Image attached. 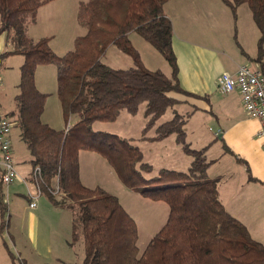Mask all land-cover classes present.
Returning a JSON list of instances; mask_svg holds the SVG:
<instances>
[{"label":"trees","instance_id":"1","mask_svg":"<svg viewBox=\"0 0 264 264\" xmlns=\"http://www.w3.org/2000/svg\"><path fill=\"white\" fill-rule=\"evenodd\" d=\"M53 0H0V35L5 33L14 51L25 57L17 96L21 139L33 168L42 172L41 188L50 202L71 210L83 244L78 264H264V244L255 240L247 226L228 213L220 199L218 181L208 177L212 161L206 149L187 142L186 117L174 107L172 93L188 94L180 85L173 50V24L164 6L170 0H88L80 2L77 21L86 34L76 38L74 48L56 54L50 39L34 41L27 26L35 23L38 10ZM233 13L247 4L264 43V0H221ZM137 33L155 47L171 68V74L143 66L130 34ZM115 45L132 57L135 66L114 69L101 58ZM40 65H53L58 76V97L69 128L57 130L42 121L47 94L36 86ZM145 107L143 131L155 127L154 141L175 136L191 158L187 171L154 167L144 161L141 149L129 139L95 132L96 122H114L123 111L137 114ZM171 110L168 121H158ZM102 154L124 184L152 200L169 206L165 225L140 254L138 227L116 196L103 188H89L80 180L79 154ZM60 193L53 195L54 185ZM0 183V234L8 229V205ZM76 234V232H75ZM5 247L8 244L5 241ZM25 264V263H23Z\"/></svg>","mask_w":264,"mask_h":264},{"label":"crops","instance_id":"2","mask_svg":"<svg viewBox=\"0 0 264 264\" xmlns=\"http://www.w3.org/2000/svg\"><path fill=\"white\" fill-rule=\"evenodd\" d=\"M79 4H72L67 0H53L42 6L38 10L36 22L27 26L28 36L34 41L49 38L50 47L56 54L61 56L67 54L71 51L67 49L69 42H75L76 38L84 36L83 32L78 30ZM164 11L173 24L172 46L176 55L180 85L188 93L171 94L178 100L176 105L190 107L185 113L174 107L178 114L186 117L187 142L193 149H206L207 159L212 161L207 171L208 177L218 181L220 199L226 211L245 224L255 240L264 244V146L258 138L262 122L248 117L243 108L240 92L225 94L218 88V78L222 74L236 76L242 65L251 67L252 64L253 70L260 71L264 75V43L260 49L261 34L252 12L244 19V24L241 25L243 30L238 36L240 21L237 13H233L221 0H170L165 4ZM219 24L226 26L225 30L228 32L226 38H214L208 33L212 27ZM68 25H74L76 31L70 37ZM131 36L132 33L130 34L132 42ZM13 51L14 45L8 35L1 34L0 110L15 123L11 140L16 166L22 179L9 187L8 199L9 194L13 199L16 195L25 194L28 200V219L31 221L27 234L36 240L40 221L35 209L39 207V202L35 209L29 207L28 190H30L29 185L33 184L30 183L33 167L17 125V96L20 93L19 85L25 57L17 53L6 55ZM37 70L36 86L41 93L49 94L45 89L46 79L51 81L50 84L53 79L51 76L46 78L39 76ZM54 79L56 81L58 78ZM46 107L42 121L54 129L63 130L65 125L62 128L63 125L59 123V115L63 112L62 106H59L60 112L56 116L49 115L47 118ZM197 113L204 115L208 124H213L217 128L214 137L218 140V144L211 136L205 137L201 126L192 124ZM55 119L58 126L56 128ZM210 131L213 132L211 128ZM19 141L25 145L22 150L23 160L20 163L16 157ZM14 203L16 204L15 200ZM7 205L9 212L12 208L9 202ZM1 220L0 211V222ZM12 221L11 217V220H8V228L11 227Z\"/></svg>","mask_w":264,"mask_h":264},{"label":"rangeland","instance_id":"3","mask_svg":"<svg viewBox=\"0 0 264 264\" xmlns=\"http://www.w3.org/2000/svg\"><path fill=\"white\" fill-rule=\"evenodd\" d=\"M69 3L77 4L88 0H67ZM237 18L239 31L243 30L244 19L251 15V10L247 4L239 7ZM76 26V23H75ZM75 26L68 25L69 37L75 34ZM78 26V25H77ZM224 24L215 25L208 33L214 38H226L228 32L225 30ZM78 30L86 34V29L78 26ZM238 33V32H237ZM230 34V33H229ZM232 36V34H230ZM236 35V33H235ZM241 37V36H240ZM132 44L136 49H139L141 61L144 67L154 71H161L165 75H170V66L162 54L145 41L137 33H132ZM241 38H238V40ZM235 42V41H234ZM75 42H69L67 49L72 50ZM66 51V50H65ZM102 62L114 69H129L135 66V63L129 55L123 53L115 45L108 48L106 53L101 58ZM37 67L39 76L52 77L51 81L46 79L47 108L46 118L49 115H55L61 105L58 97V79L57 70L53 65H40ZM251 64V68H252ZM39 71V72H38ZM36 75V72H35ZM175 108L184 112L190 110L187 105H175ZM145 107L141 106L137 114H130L123 111L119 118L114 122H96L93 125L95 132H103L114 134L119 138L129 139L133 145L138 146L143 155L144 161L151 163L154 167L153 175L160 169L167 168L176 171H187L191 157L186 154L182 147L176 143L174 136L163 141H154L151 138L155 136V127L147 132L146 138H143V131L146 127L147 119L144 116ZM63 113V112H62ZM59 115V123L62 128H69L76 122V117L71 116L66 122L64 113ZM192 121L201 126L205 137L208 135L215 139L214 134L216 127L213 124H208L204 115L197 113ZM173 116L172 111L168 110L166 114L158 121L163 123L168 121ZM44 120V119H43ZM56 119L54 127L56 126ZM61 127V126H59ZM210 128L213 130L210 131ZM17 161L20 163L23 160L22 150L25 145L19 141ZM28 154V153H27ZM18 169V166H17ZM79 174L83 185L89 188L101 187L108 194L116 196L123 208L134 218L138 227V248L140 254L146 249L151 239L165 225L169 217V206L161 200H152L138 191L127 187L119 177L115 169L109 161L100 153L94 151H81L79 154ZM32 192H36L33 184L29 185ZM12 198V199H11ZM14 200L16 204L14 203ZM39 207L35 212L39 215V226L36 232V240L28 236V227L31 221L28 219L29 211L27 209L28 200L25 194H20L11 197L9 194V215L7 220H11V227L8 228L3 235L0 234V264H78L83 259V244L79 238L78 227L75 231V219L71 210L54 206L47 196L43 195L39 199ZM17 205V206H16ZM14 211V212H13ZM76 232V234H75ZM8 244V249L5 243ZM36 243V246H35Z\"/></svg>","mask_w":264,"mask_h":264},{"label":"built area","instance_id":"4","mask_svg":"<svg viewBox=\"0 0 264 264\" xmlns=\"http://www.w3.org/2000/svg\"><path fill=\"white\" fill-rule=\"evenodd\" d=\"M2 87V79L0 76V90ZM218 88L223 93L240 92L243 108L249 118L257 119L262 122V127L258 132V138L264 146V75L257 70H253L247 65L239 67L237 75L222 74L218 78ZM13 120L0 110V183L4 202L8 204V189L16 182L21 181L19 171L16 166L11 133L14 127ZM42 172L39 167L33 168L30 177V183L36 188V192L28 190V198H30L29 207L35 209L37 202L44 195L41 188ZM24 183L28 184L24 181ZM53 195L60 193V187L54 185Z\"/></svg>","mask_w":264,"mask_h":264}]
</instances>
